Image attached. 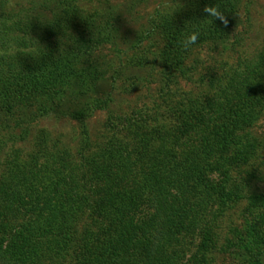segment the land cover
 Segmentation results:
<instances>
[{"label": "trees", "instance_id": "obj_1", "mask_svg": "<svg viewBox=\"0 0 264 264\" xmlns=\"http://www.w3.org/2000/svg\"><path fill=\"white\" fill-rule=\"evenodd\" d=\"M82 1L0 0V120H15L24 137L51 113L79 125L73 153L45 130L26 152L6 149L0 136V264L206 263L221 217L241 196L232 172L251 156L247 129L264 107V64L198 68L204 47L228 49L241 0L156 9L132 39L131 63L158 67L172 84L192 80L195 90L178 89L161 111L108 116L97 141L87 119L108 108L100 90L116 61L102 64L92 46L115 44L118 27ZM216 4L227 26L203 11ZM192 32L199 38L186 48ZM252 200L264 206V193Z\"/></svg>", "mask_w": 264, "mask_h": 264}, {"label": "rangeland", "instance_id": "obj_2", "mask_svg": "<svg viewBox=\"0 0 264 264\" xmlns=\"http://www.w3.org/2000/svg\"><path fill=\"white\" fill-rule=\"evenodd\" d=\"M14 1L10 0L11 3ZM168 1L170 0H86L81 2L87 9L96 7L103 9L105 13L103 18L118 27V30L113 33L115 44L105 42L92 46L95 58H99L102 64L113 58L116 61V67L115 64L112 65L116 72L105 73L104 77L109 81L104 83L100 90V95L106 96L105 92L110 95L108 108L96 110L87 119L93 141L104 130L108 116H132V113L135 114L138 110L148 107L152 111L155 108L161 111L168 104L163 100L169 98L170 101H174L175 98H179V90L194 89L192 80L180 79V85L172 84L171 81L162 79L161 70L159 72L158 67L141 65L136 59L133 60L134 63H131L130 60L136 53L131 47L135 33L140 34L139 28L147 27L154 11L165 6ZM21 2L25 3L26 0ZM108 9L113 12L110 17ZM148 43V40H143L140 47L148 46ZM156 43L158 46L152 47L153 52H156L161 45L158 37ZM228 43L229 47L226 50L222 47L217 49L211 46L204 47L200 52L202 58L201 67L198 66L201 68L200 71L206 72L209 67L216 68L218 72L230 71L241 64L246 65L247 61L250 67L264 64V0H241L238 25ZM197 73L192 75V79L198 76ZM175 74L179 78L180 75ZM112 77L116 78L115 82L110 81ZM166 89H170L168 95L165 94ZM21 113L24 119L31 117V111L27 109L22 110ZM3 119L0 120L2 125L0 136L6 149L18 148L26 152L31 149L32 136L40 130H45L53 140L55 139L71 153L78 150L79 125L74 119L53 113L36 118L31 122L27 137L20 134V127L13 125L15 120L5 117ZM7 125L11 129H7ZM247 131H249L248 140L253 146V151L247 162L232 172L237 183L242 186L239 191L241 196L221 217V225L216 231L217 245L210 250L208 261L200 264H250V260L264 264V206L252 204L253 195L264 193V107L256 123ZM3 157H0V170Z\"/></svg>", "mask_w": 264, "mask_h": 264}, {"label": "clouds", "instance_id": "obj_3", "mask_svg": "<svg viewBox=\"0 0 264 264\" xmlns=\"http://www.w3.org/2000/svg\"><path fill=\"white\" fill-rule=\"evenodd\" d=\"M203 11L208 14L210 18L213 20H219L223 25L227 26L229 21L225 16L224 12L220 9V7L216 4L215 6L205 5ZM199 38L198 32L190 33L186 40L184 41V46L187 48L188 46L195 44Z\"/></svg>", "mask_w": 264, "mask_h": 264}]
</instances>
